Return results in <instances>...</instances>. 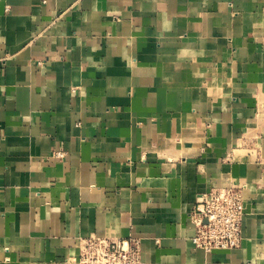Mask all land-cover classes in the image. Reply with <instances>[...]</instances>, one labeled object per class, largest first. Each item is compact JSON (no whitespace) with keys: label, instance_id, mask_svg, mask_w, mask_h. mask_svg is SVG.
Here are the masks:
<instances>
[{"label":"crops","instance_id":"crops-1","mask_svg":"<svg viewBox=\"0 0 264 264\" xmlns=\"http://www.w3.org/2000/svg\"><path fill=\"white\" fill-rule=\"evenodd\" d=\"M232 184L241 246L197 248ZM91 234L264 264V0H0V264H77Z\"/></svg>","mask_w":264,"mask_h":264},{"label":"built area","instance_id":"built-area-1","mask_svg":"<svg viewBox=\"0 0 264 264\" xmlns=\"http://www.w3.org/2000/svg\"><path fill=\"white\" fill-rule=\"evenodd\" d=\"M63 156L62 152L57 153ZM247 184L214 187L198 196L190 216L196 226L193 242L206 252L234 249L242 244ZM77 264H150L138 237L112 238L91 234L79 237Z\"/></svg>","mask_w":264,"mask_h":264}]
</instances>
